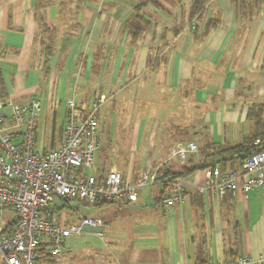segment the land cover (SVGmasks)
I'll use <instances>...</instances> for the list:
<instances>
[{
  "label": "crops",
  "instance_id": "0c3cea01",
  "mask_svg": "<svg viewBox=\"0 0 264 264\" xmlns=\"http://www.w3.org/2000/svg\"><path fill=\"white\" fill-rule=\"evenodd\" d=\"M201 1L203 10L194 16L196 0H0V93L13 105L39 99L42 110L55 115L63 107L65 117L68 100L93 99L79 84L83 75L117 85L122 99L136 82L141 107L154 108L148 131L142 123L137 128V145L146 132L151 146L157 137L169 139L170 152L193 141L194 162L214 148L236 145L254 133L250 107L264 105V0ZM42 23L48 35L59 30L49 39L48 55ZM74 28L66 45L62 35ZM163 148L152 150L138 171L169 159L170 152L157 159ZM105 162L99 159L97 172ZM108 166L127 170L129 178L137 174L128 162ZM205 170L182 178L186 194L174 207L163 206L162 194L151 188L140 190L134 203L116 202L117 210L103 217L106 249L116 245L125 264H207L243 255L258 261L264 255V188L204 196ZM77 239L68 241L56 264H76L83 246Z\"/></svg>",
  "mask_w": 264,
  "mask_h": 264
},
{
  "label": "built area",
  "instance_id": "2783aa9c",
  "mask_svg": "<svg viewBox=\"0 0 264 264\" xmlns=\"http://www.w3.org/2000/svg\"><path fill=\"white\" fill-rule=\"evenodd\" d=\"M105 101L102 96L90 103L68 100L59 145L39 152L36 135L42 102L33 99L13 105L0 93V264H46L41 260L62 255L68 241L83 235L86 227L105 236L108 223L102 217L69 220L68 213L81 206L134 203L145 187L160 192V203L165 207L184 200L186 186L182 179L164 177L159 169H170L172 158L186 163L198 151L196 142L177 143L171 157L156 170H139L133 178L118 168L95 170L94 157L101 146L99 110ZM205 172L206 183L200 189L204 196L223 198L262 189L264 149L247 157L238 170L216 165ZM15 219L13 233L4 234L7 223ZM263 262L264 255L258 261L243 255L231 262L207 264Z\"/></svg>",
  "mask_w": 264,
  "mask_h": 264
},
{
  "label": "rangeland",
  "instance_id": "374dc122",
  "mask_svg": "<svg viewBox=\"0 0 264 264\" xmlns=\"http://www.w3.org/2000/svg\"><path fill=\"white\" fill-rule=\"evenodd\" d=\"M72 14L77 16L78 21L79 18L83 21V17L79 12H73ZM66 16H68V13L66 14ZM43 31L44 32L42 33L46 34V38H44L42 35V42L46 46L50 41L49 39H56L58 37L59 30L53 35H48L49 30L47 29H44ZM77 31V28H74V30L70 31V33L67 35L61 34L66 45L72 43L71 41L74 40ZM101 72V76L106 77L104 71L102 70ZM96 77H98V75L95 73L90 74V76L83 75L79 82L80 86L82 87V91L85 93H89L93 97V99L96 96H102L106 98V101L101 105L99 110V132L102 133V137L100 136V140L103 144L95 153V170H97L100 158L103 161H110L109 164L113 162L121 164L124 162H128V165L134 166L133 169L137 173L140 167L144 169L147 167V158L152 150L155 153L158 149L164 147L162 154L157 155V159L166 157V153L169 154L171 147L169 139H160L161 137H157V145L151 146L150 142L147 139L148 132H146L144 137L138 140L139 145H137L136 143V133L139 124L142 123L143 125H145L146 131H148V126L154 123V119L152 116V109L154 108H150L149 106L141 107V96L135 94L134 91L136 88V82H132L133 84L131 90L127 91L126 96L122 99V93L120 92V88H118L117 85H114L113 83H110L106 80H96ZM113 85L114 92L111 95L109 91L113 87ZM113 95L115 98L112 99ZM149 98L150 97H148L147 102ZM160 115L162 118L159 122V130L162 131L163 127L166 124V121L163 118V114ZM64 121L65 117L63 107L58 110L56 115L44 109L41 110L38 121L36 144V148L39 152L44 149L59 145L60 142L58 141H60L62 136L61 132L64 127ZM53 135H55L54 144H52ZM209 141L211 140L209 139ZM214 149H212L211 152ZM169 155H171V152ZM192 155L194 158L198 157V153ZM192 155L190 156V158L192 157ZM202 157L203 155H201V158ZM106 163L108 162H105V165L107 166L101 169L102 172L107 171L109 168H111L110 166H108L109 164ZM173 163H175L178 168L182 165L177 158H174ZM156 168L154 170H156ZM121 169L120 170L122 172L124 171L127 173V170L123 168ZM228 169L232 170L231 168ZM146 189V187L143 188V190ZM116 208L117 205L115 203L109 204L107 205V207L103 208L95 207L93 205H84L79 208L78 212H69L68 217L71 222L78 221V218L82 216L103 218L108 216L110 212H115L117 210ZM107 227L108 230L109 224L107 225ZM77 238L78 241H83V246H81L80 250H78L77 252V255H75L76 257L74 258V262L76 264H125V256L123 254H119V251L116 249V245V248L114 246L113 248L111 247L113 251H110V248L106 249L105 244L110 245L106 242V236L100 237L96 235L91 228L86 227V232L83 235L78 236ZM104 254H107V256L104 257ZM62 256L60 258L51 260L52 262L50 264H56L59 260L63 259ZM235 259L236 258H230L223 262H231ZM261 264H264V262Z\"/></svg>",
  "mask_w": 264,
  "mask_h": 264
},
{
  "label": "trees",
  "instance_id": "16d2710c",
  "mask_svg": "<svg viewBox=\"0 0 264 264\" xmlns=\"http://www.w3.org/2000/svg\"><path fill=\"white\" fill-rule=\"evenodd\" d=\"M236 2V0H233ZM246 1V0H245ZM204 1L196 0L194 8L192 10V15H197L204 7ZM40 20L43 21V18L40 17ZM43 30L48 27L45 23H42ZM49 49V50H48ZM46 55L50 53V48L45 47ZM248 119L252 120L254 124V133L250 136L237 143L233 146H219L210 153H203V157L200 161L194 162L191 158L187 160L186 163L182 164L179 168H170V169H159V173L164 177L182 179L197 170H203L208 167H213L216 165L221 166L223 169L231 168L232 170H238L243 164L244 160L253 154L255 151L264 149V105L262 106H251L248 112ZM63 131V129H62ZM62 135V132H61ZM256 139H259L260 142L256 143ZM162 198V195H161ZM160 198V199H161ZM110 203H101L95 205V207L103 208ZM115 203V202H114ZM66 206V205H65ZM79 210H77L78 212ZM80 218V217H79ZM78 218V219H79ZM17 219L12 222L7 223L4 234H12ZM56 258H44L41 262L50 264Z\"/></svg>",
  "mask_w": 264,
  "mask_h": 264
}]
</instances>
